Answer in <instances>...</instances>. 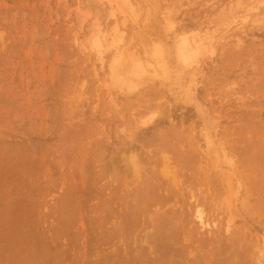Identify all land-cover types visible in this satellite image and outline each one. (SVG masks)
<instances>
[{
    "label": "rangeland",
    "instance_id": "obj_1",
    "mask_svg": "<svg viewBox=\"0 0 264 264\" xmlns=\"http://www.w3.org/2000/svg\"><path fill=\"white\" fill-rule=\"evenodd\" d=\"M0 264H264V0H0Z\"/></svg>",
    "mask_w": 264,
    "mask_h": 264
},
{
    "label": "bare ground",
    "instance_id": "obj_2",
    "mask_svg": "<svg viewBox=\"0 0 264 264\" xmlns=\"http://www.w3.org/2000/svg\"><path fill=\"white\" fill-rule=\"evenodd\" d=\"M238 4H239V3H238ZM94 42H95V43L97 42V44H98V43H99V39L96 37ZM194 53H195V51H192V53L190 54V57H192V56L194 55ZM119 69H120V68H119ZM132 74H133V73H132ZM122 76H123V75H122ZM199 218H200V221H203L201 215H199Z\"/></svg>",
    "mask_w": 264,
    "mask_h": 264
}]
</instances>
